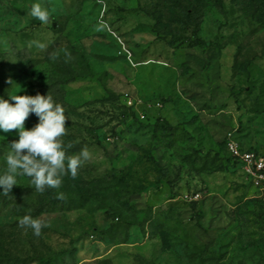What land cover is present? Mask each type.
Returning a JSON list of instances; mask_svg holds the SVG:
<instances>
[{"label": "rangeland", "instance_id": "rangeland-1", "mask_svg": "<svg viewBox=\"0 0 264 264\" xmlns=\"http://www.w3.org/2000/svg\"><path fill=\"white\" fill-rule=\"evenodd\" d=\"M38 92L91 157L0 195V264H264V203L226 149L264 154V0H0V97Z\"/></svg>", "mask_w": 264, "mask_h": 264}, {"label": "clouds", "instance_id": "clouds-1", "mask_svg": "<svg viewBox=\"0 0 264 264\" xmlns=\"http://www.w3.org/2000/svg\"><path fill=\"white\" fill-rule=\"evenodd\" d=\"M28 15L43 24L51 22L49 10L39 2L30 6ZM34 43L44 47L39 42ZM30 114H34L38 122L27 128L25 121ZM68 120L65 108L49 92L44 95L39 92L35 95L15 94L10 99L0 97V132L16 130L18 137L10 143L7 168L0 173V195L7 196L13 186L18 185L19 176L30 178L37 192H43L46 188L59 189L65 176L76 178L78 170L90 159L91 153L84 148L79 154L66 155L61 137L66 134ZM19 224L32 229L35 236H40L42 228L48 226L31 215H24Z\"/></svg>", "mask_w": 264, "mask_h": 264}, {"label": "built area", "instance_id": "built-area-1", "mask_svg": "<svg viewBox=\"0 0 264 264\" xmlns=\"http://www.w3.org/2000/svg\"><path fill=\"white\" fill-rule=\"evenodd\" d=\"M226 149L232 159V164L246 182L253 187L264 203V154L253 149H242L235 141L228 140Z\"/></svg>", "mask_w": 264, "mask_h": 264}, {"label": "trees", "instance_id": "trees-1", "mask_svg": "<svg viewBox=\"0 0 264 264\" xmlns=\"http://www.w3.org/2000/svg\"><path fill=\"white\" fill-rule=\"evenodd\" d=\"M231 161H232V159H231ZM232 166H234V165L232 164Z\"/></svg>", "mask_w": 264, "mask_h": 264}]
</instances>
